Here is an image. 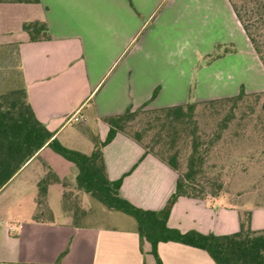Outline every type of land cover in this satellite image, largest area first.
Masks as SVG:
<instances>
[{"label": "crops", "instance_id": "1", "mask_svg": "<svg viewBox=\"0 0 264 264\" xmlns=\"http://www.w3.org/2000/svg\"><path fill=\"white\" fill-rule=\"evenodd\" d=\"M0 12V53L9 57L14 48L18 61L21 80L13 88L26 89L39 120L65 146L87 154L94 149V136L106 138L104 116L191 100L197 61L216 43L236 44L238 55L259 59L230 0H40L0 3ZM36 19L48 23L51 39H29L22 24ZM218 60L200 68L199 88L203 79L213 78L202 74L217 67ZM217 72L212 93L198 89L195 101L238 93L219 84ZM77 110L85 118L82 126L69 121ZM48 148L0 190V264H53L63 252L61 264H157L151 243L144 240L141 247L134 217L88 205L90 197L70 187L63 173L56 172L61 182L48 187L53 220L34 219L38 183L50 167L42 158ZM103 152L109 178L123 179L122 196L143 209L165 207L176 189L175 169L152 153L144 155V147L121 132ZM52 191L62 198L59 212L51 204ZM240 207L223 195L181 196L168 225L183 232L234 233L246 209ZM251 210L257 228L264 206ZM158 253L163 264H217L206 250L176 241L160 242Z\"/></svg>", "mask_w": 264, "mask_h": 264}, {"label": "trees", "instance_id": "2", "mask_svg": "<svg viewBox=\"0 0 264 264\" xmlns=\"http://www.w3.org/2000/svg\"><path fill=\"white\" fill-rule=\"evenodd\" d=\"M235 13L240 20L255 52L264 66V0H230ZM40 0H0V3H38ZM22 29L28 33L31 41L51 39V30L45 20H27ZM219 44L218 46H221ZM227 50V48H226ZM210 55V54H209ZM156 94V92H155ZM154 94V95H155ZM253 97L256 104L264 98V90L248 92L244 86L232 96L214 98L204 101L189 100L185 104L149 108L150 113L156 115L155 120L161 126L173 127L174 136L169 144L162 143V130L159 129L152 142H145L144 130H130L132 122L147 109L144 106L104 116L102 120L109 125V131L104 140L94 136V149L90 154L65 146L42 121L37 117L24 87L0 93V190L36 156L41 149L49 147L78 167L76 187L83 194L101 202L107 209L124 212L136 219L141 247L144 240L151 243V253L157 264H163L158 244L166 241H176L206 250L217 264H264V230L252 228V210L242 209L240 214V229L229 234L202 233L192 229L181 231L168 225V219L174 203L181 196L207 199L205 197L206 184L203 182L202 169L205 154L209 146L198 132L196 119L197 108L201 103L210 105L232 102L231 116L222 119L218 135L229 127V122L235 117V106L246 98ZM254 109V108H253ZM251 113H255V109ZM255 127L259 130L260 138L264 139V102L261 114L258 115ZM190 129L192 136V151L187 159V168L181 171L178 150L170 152L174 147L176 136L186 133ZM124 133L145 149V154L152 153L175 169L179 176L176 189L161 210H148L136 206L122 196V178H109L103 148L110 143L117 133ZM161 147L157 149V145ZM264 151V150H262ZM61 182L57 173L49 167L45 176L38 183L37 210L35 220H53L54 215L48 204L47 194L49 185ZM220 188V187H219ZM219 188L211 190L214 197L219 195ZM262 206V205H261ZM264 206V205H263ZM63 252L53 264H61Z\"/></svg>", "mask_w": 264, "mask_h": 264}, {"label": "rangeland", "instance_id": "3", "mask_svg": "<svg viewBox=\"0 0 264 264\" xmlns=\"http://www.w3.org/2000/svg\"><path fill=\"white\" fill-rule=\"evenodd\" d=\"M1 15L2 13L0 12ZM219 44L222 45L218 46ZM9 50V57L0 53V93L12 90L13 86L19 85L21 80L19 78L15 49L10 48ZM236 52H238L236 44L218 42L210 55L199 57L193 71L194 79L190 88L192 101L198 89L207 94L212 93L211 82L215 78L216 69L219 71L217 74L221 73L220 76L222 77V81H218V83L223 82L224 88L228 89V91L237 90L239 92L241 86H244L248 92H252L251 89L253 90V88L264 87V66L262 62L259 59L253 62V60L243 54L238 55ZM229 53L231 56H226ZM217 59H219L218 63H216L217 67L206 70L202 74L206 75L205 77L212 75L213 78L203 79V85L199 88L196 76L200 68L213 63ZM218 88L215 89L219 90ZM263 102L264 98L256 104L253 97L246 98L245 101L240 102L234 108L235 117L232 118L229 122V127L222 131L221 135H218L217 132L220 129L222 119L231 116L229 110L232 107V102L215 105L201 103L198 106L196 113L198 132L204 142L210 147L205 154V163L202 167L204 170L202 180L207 186L205 193L207 199L214 197L211 190H216L220 187L219 195L225 196L228 201H237L241 206L240 208L252 209L254 206L264 205V151H262L264 150V139L260 138L259 130L255 127L256 119L261 114ZM253 108L255 113L250 114ZM149 110L151 109L147 108L140 113L129 129L133 131L147 128L144 136L145 142H152L156 132L161 129L163 134L161 144L167 143L170 145L172 142L171 137L175 135L172 131L173 127L168 125L163 128L160 122L155 120L156 115L150 113ZM75 126L82 125L79 122ZM190 132L191 130L188 129L186 133L182 132L181 135H177L174 147L165 153L169 155L170 152L178 150L179 163L183 172L187 168V159L192 151V136ZM97 137L101 138L99 134H97ZM161 144L157 145V149L161 147ZM42 158L46 168L50 166L55 172L63 173L70 187L77 184L78 167L74 162L64 158L51 148H48L43 153ZM50 200L54 209L59 212L63 206L59 193L52 191ZM87 204L90 206H104L101 202L91 197ZM217 205L219 204L217 203ZM259 214L261 216L257 220V228L252 225L254 230H264V213L261 212ZM92 221H97V219L93 218Z\"/></svg>", "mask_w": 264, "mask_h": 264}, {"label": "built area", "instance_id": "4", "mask_svg": "<svg viewBox=\"0 0 264 264\" xmlns=\"http://www.w3.org/2000/svg\"><path fill=\"white\" fill-rule=\"evenodd\" d=\"M80 110L75 111L71 117L69 118L70 122H79V121H84L85 118L80 115Z\"/></svg>", "mask_w": 264, "mask_h": 264}]
</instances>
